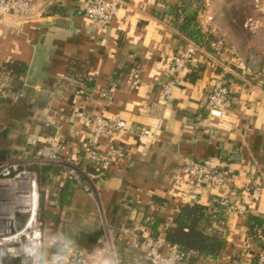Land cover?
Wrapping results in <instances>:
<instances>
[{
  "label": "crops",
  "instance_id": "0c3cea01",
  "mask_svg": "<svg viewBox=\"0 0 264 264\" xmlns=\"http://www.w3.org/2000/svg\"><path fill=\"white\" fill-rule=\"evenodd\" d=\"M87 1L33 0L29 20H0V69L11 64L16 71L0 74L6 92L0 151L34 162L32 153L55 138L61 157L73 166L92 138L84 117L129 127L103 138V153L119 148L122 155L94 192L77 183L65 206L58 203V190L40 189L47 211L60 219L45 221L41 263L64 264L65 254L55 252L62 246L85 251L86 264H114L111 245L117 264H146L141 251L131 249L151 237L144 216L162 221L158 231L165 238L182 207L201 204L224 217L225 247L217 258L198 264H257L264 250L248 222L251 216L264 219V0H205L199 24L204 34L226 42L224 51L221 58L206 51L198 55L168 100L163 85L189 40L168 16L155 13L164 14L179 0H121L117 17L106 26L85 16ZM221 62L231 95L227 106L211 114L207 99L221 80ZM191 161L231 169L230 191L192 193ZM66 170L57 186L70 175ZM222 195L240 211L215 205ZM94 223L104 232L95 245L78 238Z\"/></svg>",
  "mask_w": 264,
  "mask_h": 264
},
{
  "label": "built area",
  "instance_id": "2783aa9c",
  "mask_svg": "<svg viewBox=\"0 0 264 264\" xmlns=\"http://www.w3.org/2000/svg\"><path fill=\"white\" fill-rule=\"evenodd\" d=\"M120 4L121 0H88L84 9L85 16L96 25H109L117 17ZM33 11V0H0V20L7 17H12L17 20H29L33 16ZM213 48L216 55L221 58L224 51L223 42L219 41L213 44ZM204 53V49L190 42L179 51L170 66L169 71L172 79L163 85V96L165 100L170 98L172 89L182 81L183 75L194 66L196 57ZM222 63L224 62H221L223 69L221 80L214 83L211 87L207 99V109L211 114L219 112L227 106L231 95L230 88L224 81L225 76L228 75V68ZM131 78L134 85L139 84L140 78L137 73H133ZM5 95V85L0 80V107ZM83 119L90 125L92 130V138L84 148L85 158L96 164L98 173L95 175L84 174L72 166L73 168L69 170V174L77 181L84 192L90 193L95 191V186L98 183L103 182L105 173L110 169L112 162L122 155V151L119 148H113L109 153H103L101 150L103 138L111 134L127 132L129 127L120 120H109L102 117L92 119L84 117ZM144 134L146 136L149 135V131H145ZM62 149L63 147L60 142L54 138L42 148L32 153L36 156L34 162L40 165L47 163L62 164L60 160L62 158ZM34 162L32 161L31 164ZM234 178L235 175L229 168H215L207 163L189 162L188 184L192 193H199L203 189L229 192ZM17 183L22 190H27L26 192H22L23 198L26 201L28 200L29 202L30 196L34 197L35 206L33 210L30 209V204L27 206L25 212L28 213L29 219L21 229L16 227L15 215L9 217L3 214L5 217L1 218L2 222L0 223H4L3 226H5V229L0 227V264L2 256L7 253L5 251H9L8 253L11 255H15L17 252L24 255L31 248L40 249L44 243V233L42 234L40 228L37 229L36 216L38 213V203L36 201V181L30 182L28 179H22L18 180ZM213 203L218 207L225 208L229 212L240 211L229 203L226 195H222V197L218 196L214 199ZM27 230L28 232H26ZM122 230L126 233H131L128 228H123ZM6 240L10 242L5 244ZM9 245L11 247L13 246V249L6 250L5 247ZM131 245V249H139L141 251L147 264H185L180 253L176 249L171 248L161 236L157 238L148 237L142 242L141 246L137 243ZM110 250L114 264H117L116 250L111 245ZM63 259L64 264H86V252L82 250H71L67 254V261L65 258ZM257 264H264V255L259 256Z\"/></svg>",
  "mask_w": 264,
  "mask_h": 264
},
{
  "label": "trees",
  "instance_id": "16d2710c",
  "mask_svg": "<svg viewBox=\"0 0 264 264\" xmlns=\"http://www.w3.org/2000/svg\"><path fill=\"white\" fill-rule=\"evenodd\" d=\"M204 9L205 0H179L177 5L168 7L164 14L155 13V15L162 19L168 16L171 20V26L185 36L190 43L210 54H216L213 44L217 43V38L213 35L204 34L198 21L199 14ZM13 68V65L7 64L0 69V74L9 73L12 75L16 72ZM7 154L9 153L0 151V160L6 158ZM78 159L75 162L76 165L73 166L81 173L92 175L98 173L96 164L85 158L84 151L79 154ZM60 160L62 164L49 163L35 166L31 169L36 172L41 189L54 188L58 190V203L69 206L75 186L77 187V182L72 176L67 175L62 186L56 185L57 179L65 172L67 173L65 160L63 158ZM106 178H108L107 173L104 176V179ZM40 217L43 221L49 220L57 223L60 221L58 216L47 211L43 192L40 195ZM224 220L222 215L207 206L201 204L186 205L180 209L175 226L168 231L164 238L165 242L180 253L185 264H198L207 259H215L223 252L225 247ZM143 221L150 230L151 237L157 238L160 236L158 230L162 221L149 216H144ZM248 229L251 237L264 250V219L251 216L248 222ZM103 235L102 229H99L98 225L95 224L89 229L85 227L78 238L82 241L84 240L85 243L95 245ZM68 241L70 242L71 240L69 239ZM68 241L67 244L69 243ZM72 243L68 245H72ZM55 252L65 255L69 253L62 246L60 248L57 247Z\"/></svg>",
  "mask_w": 264,
  "mask_h": 264
},
{
  "label": "rangeland",
  "instance_id": "374dc122",
  "mask_svg": "<svg viewBox=\"0 0 264 264\" xmlns=\"http://www.w3.org/2000/svg\"><path fill=\"white\" fill-rule=\"evenodd\" d=\"M222 42L225 48L226 42ZM7 155L8 156L6 158L0 160V222H2L1 218L5 217L3 214L8 215L9 217L15 215L17 222L16 227H18L19 229L24 227L29 219V215L27 212H25L28 206V200L26 201V199L23 198L22 192H26L27 190H22L20 186H18L19 184L17 183V181L22 179H28L30 180V182L36 181V201L38 203V213L36 216L37 229L40 228L42 234L44 233V243L43 245H41L40 249L31 248L27 250L24 255L18 252L15 255H11L10 253H8L9 251H5L7 253L2 256L1 264H42L41 260L43 256L46 255L45 233L47 225L45 221H43L40 217L41 188L39 186L38 176L36 172L31 169L35 166H40V164L35 162L31 164L32 161H28L21 153H9ZM67 167L69 168V170L73 168L71 165H68ZM3 225L4 223H0V227H2V229H5V226ZM5 249H13V246L11 247L9 245L5 247Z\"/></svg>",
  "mask_w": 264,
  "mask_h": 264
},
{
  "label": "bare ground",
  "instance_id": "6f19581e",
  "mask_svg": "<svg viewBox=\"0 0 264 264\" xmlns=\"http://www.w3.org/2000/svg\"><path fill=\"white\" fill-rule=\"evenodd\" d=\"M26 198H28V197H26ZM26 202V201H25ZM29 206H30V209L31 210H33L34 209V206H35V203H34V197H32V196H30L29 197V202L27 203ZM26 232H28V230L26 231ZM23 234V233H22ZM8 242H10L9 240H6L5 241V244H7Z\"/></svg>",
  "mask_w": 264,
  "mask_h": 264
},
{
  "label": "clouds",
  "instance_id": "9594fccd",
  "mask_svg": "<svg viewBox=\"0 0 264 264\" xmlns=\"http://www.w3.org/2000/svg\"><path fill=\"white\" fill-rule=\"evenodd\" d=\"M67 251H68V252H70V251H71V249H68ZM64 258H65V260L67 261V254L65 255V257H64ZM100 264H109V262H108V261H106V260H101V261H100Z\"/></svg>",
  "mask_w": 264,
  "mask_h": 264
}]
</instances>
